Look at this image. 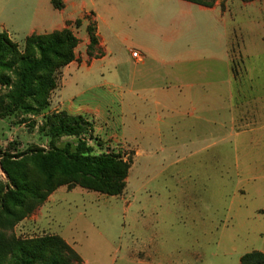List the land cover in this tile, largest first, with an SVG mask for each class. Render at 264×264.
Returning <instances> with one entry per match:
<instances>
[{
    "label": "rangeland",
    "instance_id": "374dc122",
    "mask_svg": "<svg viewBox=\"0 0 264 264\" xmlns=\"http://www.w3.org/2000/svg\"><path fill=\"white\" fill-rule=\"evenodd\" d=\"M31 2L0 0L20 49L25 39L17 29L30 24ZM74 2L69 16L80 39L77 62L59 72L61 87L48 111L0 118V150L14 142L21 151L48 149L50 140L40 131L45 116L69 111L94 122L93 137H86L94 154L132 161L127 185L117 197L60 187L3 233L20 240L59 235L82 264H240L242 255L264 252V52L245 64L246 75L240 54L264 50L260 6L216 0L200 10L171 0H113L103 48L89 56L83 22L95 25L85 13L96 0ZM130 49L208 50L216 58L195 63V79L188 82L195 86L180 87L190 97L165 104L170 116L128 92ZM162 81L158 85L169 82L178 91V83ZM246 123L252 131L242 130ZM66 144L75 147L77 139L56 143ZM0 178L7 181L1 167Z\"/></svg>",
    "mask_w": 264,
    "mask_h": 264
},
{
    "label": "trees",
    "instance_id": "16d2710c",
    "mask_svg": "<svg viewBox=\"0 0 264 264\" xmlns=\"http://www.w3.org/2000/svg\"><path fill=\"white\" fill-rule=\"evenodd\" d=\"M184 1L207 8L216 3ZM52 3L55 8L64 7L60 0ZM87 32L86 51L93 56L99 44L96 26L88 25ZM79 45L80 39L69 28L33 34L25 39L23 49L6 32H0V118L39 116L48 111L51 95L59 86L58 74L76 61ZM40 131L50 140L48 149L21 151L19 143L14 142L0 150V167L7 178L6 182L0 178V264H82L59 235L20 240L7 237L3 231H12L63 186H79L110 197L122 195L132 161L121 154H94L86 138L93 137L94 126L81 115L48 113ZM62 138H76L77 144L59 147L56 143ZM240 264H264V253H246Z\"/></svg>",
    "mask_w": 264,
    "mask_h": 264
},
{
    "label": "crops",
    "instance_id": "0c3cea01",
    "mask_svg": "<svg viewBox=\"0 0 264 264\" xmlns=\"http://www.w3.org/2000/svg\"><path fill=\"white\" fill-rule=\"evenodd\" d=\"M63 4L62 9L55 8L52 0H39L34 1L32 0L30 6L32 8V17L30 20V24L27 28L21 27L17 30H19L21 33H23L24 39L27 37L37 34V35H44L49 34L54 31H60L66 28H69L73 31V33L76 35V33L73 30V22H75V19H72L69 14L71 15L70 11L73 8H76L78 6L77 2H74V0H60ZM173 3H177L180 6L183 7H196L200 10H205V7L190 3L188 1L184 0H171ZM247 5H250L252 7L260 6V11L264 12V0H255L252 2H244ZM22 6H19L21 8ZM206 10H212L207 9ZM113 11V0H96V2H93V9L89 10L86 14H91L95 18V26H96V33L99 40V44L97 46V49H102V43H103V33L102 28H109L111 27V24L109 23V17L108 14ZM0 32H6L9 37L14 41V38L9 30H11L12 23L9 21V18L4 17L2 12L0 13ZM83 25L86 26V29L89 24L86 22H83ZM82 25V26H83ZM260 27L262 24H259ZM264 27V24H263ZM77 36V35H76ZM78 37V36H77ZM264 38V37H263ZM89 43V36L87 38L86 44ZM78 50V48H77ZM77 50L76 51V61L77 62ZM132 51H137L135 49L128 50V61L131 62L134 66V69L132 71L131 77L128 75L125 79L126 86H129L128 92L130 94L135 95L139 102L141 104H148V103H154L157 107H163L165 110L168 111V113L173 115V110H169V107L165 104L175 102L176 100H179L181 97H185L184 99L187 100L186 97H190V92L184 94L180 87H186L188 86L189 89L193 88L195 85H188V82L192 79H195L196 75V68L195 63L197 61H200L201 58L204 59V56L209 55V59L213 58L215 55L214 53L210 54V51L208 50H139L141 58L135 59L131 55ZM228 51H223V57L227 58L228 61H226V68H227V74L230 76L229 78H232L231 70L229 71V54H226ZM264 50H257L256 53L250 54L247 50H243L241 54L242 56V65L243 70H246V73H249V67L245 66V64L251 60V57H259L262 55ZM215 57V56H214ZM222 57V56H221ZM229 57V59H228ZM216 58V57H215ZM74 63V62H73ZM73 63H71L69 66H67L65 69H68ZM193 68V69H192ZM171 81L174 83H178L179 88L178 91L175 92L173 87H169L168 83H163L162 85H158L161 82ZM61 86L59 85L57 89H59ZM56 89V90H57ZM182 92V93H181ZM243 95V94H242ZM191 100V99H190ZM64 111V110H59ZM68 114L72 115L69 111H65ZM74 115V114H73ZM72 115V116H73ZM79 116V115H74ZM82 116V115H81ZM89 122L91 120L84 116ZM254 118V116H253ZM244 117H242V120ZM254 120H256L254 118ZM92 124L94 122H91ZM256 122H253L251 125H256ZM94 126V124H93ZM249 126L247 123L245 125H241L243 131H252V129H249ZM95 127V126H94ZM246 128V129H244ZM264 253V252H263Z\"/></svg>",
    "mask_w": 264,
    "mask_h": 264
},
{
    "label": "built area",
    "instance_id": "2783aa9c",
    "mask_svg": "<svg viewBox=\"0 0 264 264\" xmlns=\"http://www.w3.org/2000/svg\"><path fill=\"white\" fill-rule=\"evenodd\" d=\"M131 55L133 56V58L135 59H140L141 56H140V53L138 51H132L131 52Z\"/></svg>",
    "mask_w": 264,
    "mask_h": 264
}]
</instances>
